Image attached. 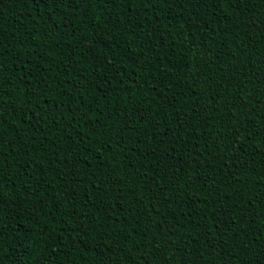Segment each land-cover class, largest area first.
<instances>
[{"label":"trees","instance_id":"obj_1","mask_svg":"<svg viewBox=\"0 0 264 264\" xmlns=\"http://www.w3.org/2000/svg\"><path fill=\"white\" fill-rule=\"evenodd\" d=\"M0 264H264V0H0Z\"/></svg>","mask_w":264,"mask_h":264}]
</instances>
